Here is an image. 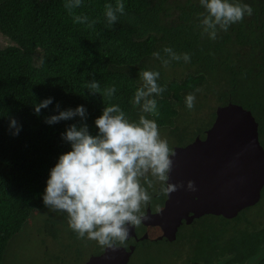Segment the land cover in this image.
Wrapping results in <instances>:
<instances>
[{"label":"trees","instance_id":"1","mask_svg":"<svg viewBox=\"0 0 264 264\" xmlns=\"http://www.w3.org/2000/svg\"><path fill=\"white\" fill-rule=\"evenodd\" d=\"M244 2L252 14L210 39L201 34L198 14L205 10L199 0H124L125 12L112 26L104 7L115 6L116 0H83L75 12L96 20L94 27L74 23L64 0H0V33L15 42L0 48V263L12 238L45 207L49 169L70 147L62 133L72 123L86 122L95 134V118L108 102L138 118L130 100L142 69H158V82L166 85L156 97L160 115L153 117L160 130L188 142L213 124L219 106L232 102L252 111L264 147V0ZM174 9L180 11L173 19ZM165 46L181 59L168 57ZM154 51L168 58L170 67L182 66L185 74L170 79ZM185 52L189 61L182 58ZM93 80L101 88L116 85L111 100L88 88L86 82ZM193 91L198 100L188 109L184 97ZM48 96L54 97L52 103L36 114L34 103ZM57 102L60 109L85 104L86 120L77 115L47 123L45 118L60 110ZM10 117L22 125L18 135L9 130ZM262 200L264 188L257 204L233 218L208 215L201 229L208 240L202 242L199 263L264 264V227L246 213Z\"/></svg>","mask_w":264,"mask_h":264},{"label":"clouds","instance_id":"2","mask_svg":"<svg viewBox=\"0 0 264 264\" xmlns=\"http://www.w3.org/2000/svg\"><path fill=\"white\" fill-rule=\"evenodd\" d=\"M83 0H64V7L72 15L74 23L94 27L96 20H89L84 14H76ZM205 10L199 13L201 34L215 39L218 30L227 31L230 25L251 15L253 8L244 0H199ZM125 12L124 0H116L115 6L105 4L104 17L112 26ZM163 51L168 57L180 60L171 46ZM152 55L167 65L168 58L161 57L159 51ZM184 61L190 54H182ZM158 69L139 71L140 84L132 94L130 103L139 113L132 118L119 103L108 102L102 113L95 118L98 131L94 134L89 125L72 123L62 133L69 142V149L62 152L57 162L49 169L43 192V204L50 210L67 214L68 226L78 237L94 240L101 246L114 247L123 244L129 235L130 226L139 225L144 218L142 206L146 205L159 185L165 194L176 190L177 183L170 182L173 165L172 150L168 140L161 135L157 120L160 115L156 97L161 95L166 85L160 84ZM93 92L111 98L116 93V85L101 88L100 82H86ZM195 91H198L196 89ZM195 91L184 97L185 107L195 106ZM54 97L48 96L34 103L33 111L40 114ZM56 108L60 109L59 102ZM88 109L85 104L60 109L45 119L49 124L79 116L86 120ZM22 125L15 117L9 118V130L18 135ZM188 189L194 190L195 183L187 182Z\"/></svg>","mask_w":264,"mask_h":264},{"label":"flooded vegetation","instance_id":"3","mask_svg":"<svg viewBox=\"0 0 264 264\" xmlns=\"http://www.w3.org/2000/svg\"><path fill=\"white\" fill-rule=\"evenodd\" d=\"M171 141L168 143H174L176 148L172 151L170 182L180 186L168 194L160 192L158 184L155 185V191L149 189L153 195L142 206L144 218L139 225L130 226L129 235L123 244L117 242L114 247H107L94 240L80 238L69 228L66 213L50 210L45 206L34 212L42 216L35 221L36 217L31 218L28 226L21 230L25 235L31 230L35 232L41 248L39 258L36 256L35 259L37 264H156L150 254L153 250L161 252V245L171 247L166 253L180 261L179 264H201L197 256L202 242L208 240L201 229L208 220L207 216L213 214L180 219L185 210L182 209L186 207L184 204L195 197L186 186L181 168H188L195 161L199 152L198 137L188 142H180L176 138H171ZM10 247L9 242L2 262L8 257Z\"/></svg>","mask_w":264,"mask_h":264},{"label":"water","instance_id":"4","mask_svg":"<svg viewBox=\"0 0 264 264\" xmlns=\"http://www.w3.org/2000/svg\"><path fill=\"white\" fill-rule=\"evenodd\" d=\"M259 124L251 110L236 103L219 106L211 127L198 136L193 164L181 168L187 182L194 181V199L186 216L213 214L226 218L257 204L264 188V147Z\"/></svg>","mask_w":264,"mask_h":264},{"label":"rangeland","instance_id":"5","mask_svg":"<svg viewBox=\"0 0 264 264\" xmlns=\"http://www.w3.org/2000/svg\"><path fill=\"white\" fill-rule=\"evenodd\" d=\"M194 1H198V0H194ZM179 11H180L179 9L178 10L174 9V14L172 16L173 19L177 17V14L179 13ZM10 45H15V42H13L8 36L0 33V48H5ZM42 54H43V51L39 49L35 55L34 63L37 66L40 65L41 63ZM162 69H164L165 75H168L170 79H173V78L179 79L185 74L184 68L182 66L170 67L169 65H163ZM197 100L198 98H196L195 101ZM206 111H208V107L206 108ZM182 120L184 121L185 117L182 118ZM160 132H161V135L165 137L168 141H171V138L174 139L169 130L161 129ZM171 142H169V146L171 150L174 151V149L176 148V145ZM246 213L249 216L256 215L258 224H262L264 227V200H262L261 203L258 204V206L251 207L250 209H248ZM41 216L42 214H37V213L33 214L28 219V221L31 220V218L33 217L34 218L36 217L34 221L38 220ZM27 223L25 224V226H28ZM34 233L35 232H32L31 230L29 234L25 235L21 231L19 234L15 235L16 237L14 236L12 240L10 241L11 247H10L9 255L5 260L6 263L3 261L0 264H37V260L35 259H36V256L39 258L41 248L39 246L38 241L36 240L37 238H35ZM170 248L171 247L167 245H161L159 247V249H161V252L153 250L152 253L151 254L149 253V254L153 256L152 258L155 260L156 264H179L180 261L175 260L172 256L168 254V252L166 253V250Z\"/></svg>","mask_w":264,"mask_h":264}]
</instances>
